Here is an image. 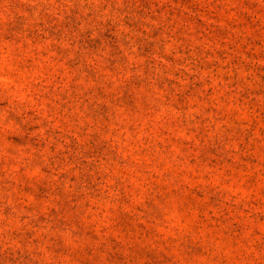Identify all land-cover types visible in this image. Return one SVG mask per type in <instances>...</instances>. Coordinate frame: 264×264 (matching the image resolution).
I'll return each instance as SVG.
<instances>
[{
	"label": "rangeland",
	"instance_id": "374dc122",
	"mask_svg": "<svg viewBox=\"0 0 264 264\" xmlns=\"http://www.w3.org/2000/svg\"><path fill=\"white\" fill-rule=\"evenodd\" d=\"M116 2L104 0V6L115 8ZM18 6V0H11L3 27L14 36L26 35L30 42L31 47L24 45V55L18 61L24 67L16 69L25 78L29 74L39 78L55 68L61 75L75 74L88 81L95 82L105 75L114 81L118 70L112 62V53H121V67L128 59L122 55L128 47L124 29L140 34L136 40L137 55L145 59L155 53L162 36L175 38L181 45L179 51L187 53L190 63L202 73L212 74L211 80L190 76L183 98L190 104L194 100L200 103L211 99L217 106L207 111L214 114L217 125L228 122L236 126L238 135L233 140L244 153L239 160L226 155L220 142L222 137L208 141L197 137L194 141L192 135L181 134L179 145L173 140V148L183 158L171 161L161 157L159 164L145 170L148 175L138 169L137 176L126 171L124 163L130 146L123 152L122 160L111 138L92 133L73 135L68 150L71 154L67 157L71 167L66 172L56 173L52 179V169L41 168L38 179L21 182L16 188L25 211L35 212L41 227L74 229L73 235L81 242L79 257L74 258L72 245L53 237L49 241L51 264H81V261L84 264H177L169 250L175 248L171 244L174 234L165 226H158L162 221H175L168 227L191 225L201 236L218 234L228 242L244 236L249 229H264V189L259 174L262 170L254 163L259 159L264 164V147L256 144L257 139L264 140V26L249 28L248 35L241 36L243 21L236 22V17L227 12L224 0H120L117 14L111 19L97 21L89 12L91 26L84 30L82 9L79 0H74L63 10V18L51 25L41 40L33 36V29L28 26L32 13L20 14L28 6H19V11ZM65 38L78 49L73 59H67L64 50H57L51 43ZM5 42L11 43L7 38ZM93 57L100 58L101 63H89ZM167 59L171 62V58ZM141 87L139 79L133 78L118 88L106 82L101 91L118 101L122 109L135 114L136 93ZM98 95L101 103L95 110L89 109V119L106 125L113 100L105 102L104 95ZM32 102L36 103L35 99ZM140 118L147 125L152 115L142 114ZM8 120H15V115L9 114ZM227 131L231 134L232 129ZM22 135L21 129L8 128L0 132V146L22 149L25 147L20 143ZM90 160L97 164L110 163L109 172L93 169ZM6 165L7 161H0V188L5 189L14 183L7 177ZM252 168L257 174L249 170ZM217 169L220 172L211 179L221 183L222 177L229 193L227 198L215 191L214 185L209 184V175L205 174ZM102 175L113 178L112 187L119 193L115 202L99 200ZM128 176H132L130 184ZM63 177L67 179L61 182ZM66 184L75 187L68 191ZM253 195L255 199H249ZM237 196L243 199L232 204ZM9 211L5 209L6 214ZM145 212L152 214L151 223L143 219ZM34 234L25 232L24 236L32 239ZM9 252L0 253V264H24L14 260Z\"/></svg>",
	"mask_w": 264,
	"mask_h": 264
},
{
	"label": "clouds",
	"instance_id": "9594fccd",
	"mask_svg": "<svg viewBox=\"0 0 264 264\" xmlns=\"http://www.w3.org/2000/svg\"><path fill=\"white\" fill-rule=\"evenodd\" d=\"M73 2L74 0H60L59 3L58 0H18L19 6H28L20 14L27 16L29 12L32 13L28 17V26L33 29V36L40 37L41 40L51 30L50 26L63 18V10ZM224 5L227 12L236 17L237 23L243 21L241 36H247L249 28L259 29L264 26V0H224ZM79 6L84 16L81 28L87 30L91 26L89 12L97 21L111 19L117 14L120 0H117L115 8L105 7L104 0H79ZM10 7L11 0H0V132L8 128L21 129L23 135L20 143L25 147L8 150L0 146V161H7V177L14 181L8 188H0V253L10 250L9 255L24 264H51L49 241L56 237L65 239L72 245V251L76 254L74 258L79 257L81 242L73 235L75 230H53L54 225L41 227L36 213L31 210L26 212L24 202L16 194V188L21 182L28 183L39 178L41 168L52 169L51 176L55 179L56 173L66 172L71 167L67 157L71 154L68 150L72 147L69 141L73 135L92 133L111 138V143L119 149L122 160L123 152L130 146L129 157L124 163L126 171L137 176L140 174L138 169L148 175L145 170L159 164L161 157L171 161L183 158L173 148V140L179 145L181 134L192 135L194 141L197 137L202 141L222 137L220 142L224 145L226 155L237 160L244 155L233 140L238 135L236 126L228 122L217 125L214 114L207 111L209 107L217 106L211 99L200 103L194 100L190 104L183 98L190 76L211 80L212 74L202 73L190 63L187 53L179 51L181 45L175 38L162 36L155 53L150 55V59H145L137 55L136 40L140 34L124 29L128 47L123 49L122 55L128 59L121 67V53H112V62L118 70L114 81L107 75L98 77L95 82L88 81L75 74L61 75L55 68L47 75L40 74L39 78H34L31 74L25 78L16 69L24 67L18 62L24 55V45H31L26 35L14 36L3 27ZM53 17L57 19L54 20ZM6 38L11 41L10 44L5 42ZM93 41L97 42L95 33ZM51 43L56 45L57 50L63 49L67 59H73L78 51L67 38ZM167 58H171V62ZM93 62L101 63L100 58L96 57L89 60V63ZM133 78H138L143 85L136 93L135 114L122 109L118 101L101 91L106 82L118 88L120 84ZM111 90L109 87L108 91ZM98 93L104 95L105 102L113 100L109 104L111 115L106 125L89 119V109L95 110L101 103ZM33 99L36 103L32 102ZM148 113L152 115V120L145 125L140 117ZM9 114H14L15 120L9 121ZM228 128L232 129L231 134L228 133ZM256 144L264 147V140L257 139ZM88 163L93 169L99 168L101 173H108L111 167L110 163L97 164L92 160ZM254 163L261 167L260 186L264 189V164L259 159ZM249 170L257 174L255 168ZM219 172L217 169L205 174L209 175V184L214 185L215 191L223 193L227 198L229 193L223 186L222 177L221 183H215L211 179ZM101 178L104 182L99 185V200L105 203L109 200L115 202V196L119 193L118 189L112 187V176L102 175ZM64 179L67 177H63L61 182ZM126 179L130 184L132 176ZM74 187L71 184L65 185L68 191H72ZM236 199L243 198L237 196L231 203L235 204ZM249 199H255V196ZM50 206L54 207V203L50 202ZM6 208L10 209L7 214ZM168 215H171L170 211ZM143 219L151 223L152 214L145 212ZM174 223V220L162 221L158 226H165L174 234L171 244L175 248L170 247L169 250L173 252L177 264H264V229H249L244 236L228 242L220 239L218 234L201 236L191 225L168 227ZM25 232L35 234L32 239H28L24 236ZM55 259L60 260L59 257ZM81 264L84 262L81 261Z\"/></svg>",
	"mask_w": 264,
	"mask_h": 264
}]
</instances>
